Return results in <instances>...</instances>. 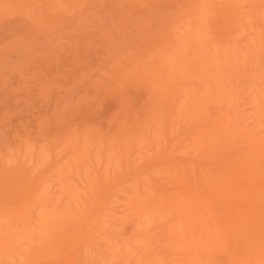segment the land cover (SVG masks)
<instances>
[{"label":"bare ground","instance_id":"obj_1","mask_svg":"<svg viewBox=\"0 0 264 264\" xmlns=\"http://www.w3.org/2000/svg\"><path fill=\"white\" fill-rule=\"evenodd\" d=\"M0 264H264V0H0Z\"/></svg>","mask_w":264,"mask_h":264}]
</instances>
